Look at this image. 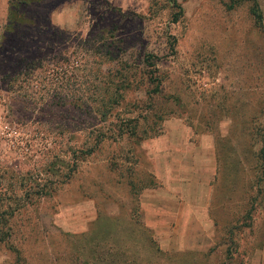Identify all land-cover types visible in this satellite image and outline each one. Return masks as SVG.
<instances>
[{
  "label": "rangeland",
  "instance_id": "1",
  "mask_svg": "<svg viewBox=\"0 0 264 264\" xmlns=\"http://www.w3.org/2000/svg\"><path fill=\"white\" fill-rule=\"evenodd\" d=\"M127 261L264 264V0H0V264Z\"/></svg>",
  "mask_w": 264,
  "mask_h": 264
},
{
  "label": "crops",
  "instance_id": "2",
  "mask_svg": "<svg viewBox=\"0 0 264 264\" xmlns=\"http://www.w3.org/2000/svg\"><path fill=\"white\" fill-rule=\"evenodd\" d=\"M202 158L204 159L200 163H196L195 160L190 159V175L188 177V182L190 184H193V181H198V176L196 175L197 169L206 168V170L211 171L210 159L206 156H203ZM179 180L180 179H178V177H175L174 183H178ZM167 183L168 182L162 183L163 186L160 188L163 197L162 203L160 202L158 206L155 205L156 209L159 208L164 211L165 214L156 215L155 218L158 221L162 220L160 227H163L164 233H167L166 236H164L168 239L166 250H186L189 249L192 244L193 238L197 236L198 228L201 225L204 226V229L199 231L198 236L203 240H207V238H209L210 223L206 215V203L204 200H197L193 198V195L188 196V199H184L179 189L176 188L172 192V182L171 185ZM208 183L209 173L208 176L204 178V184L206 187L208 186ZM190 189H193L191 185ZM195 207L201 208L203 213L201 214L202 216H197L195 214L193 210ZM169 222L173 223L172 227L167 225ZM202 231L205 232L204 235L202 234ZM202 247H198V249L204 250L207 248V245L204 244Z\"/></svg>",
  "mask_w": 264,
  "mask_h": 264
},
{
  "label": "trees",
  "instance_id": "3",
  "mask_svg": "<svg viewBox=\"0 0 264 264\" xmlns=\"http://www.w3.org/2000/svg\"><path fill=\"white\" fill-rule=\"evenodd\" d=\"M252 6H253V8L251 9V11H252V15L254 16L255 20L257 21L258 25H259L260 28H261V26H262V23H261L262 19H261V15H260V13H259L258 10H257V5H256L255 3H253ZM149 60H150L149 57H145L144 62H145L146 64H150L151 62H150ZM149 241H150V240H149ZM147 244L150 246V247H149L150 251L153 252L154 254H156L158 257H167V255L164 254L163 252H161L159 249H157V248L155 247V245L152 244L151 241H150V242H147ZM142 248L144 249V247H142ZM112 255H113V253L111 252V253L109 254V257H111ZM172 256H174V255H172ZM134 263H135V262H133V261H127L126 264H134Z\"/></svg>",
  "mask_w": 264,
  "mask_h": 264
}]
</instances>
